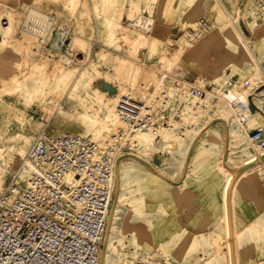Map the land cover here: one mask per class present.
I'll return each instance as SVG.
<instances>
[{"label": "rangeland", "instance_id": "obj_1", "mask_svg": "<svg viewBox=\"0 0 264 264\" xmlns=\"http://www.w3.org/2000/svg\"><path fill=\"white\" fill-rule=\"evenodd\" d=\"M224 2L230 14V17L225 15L226 21L232 24V28L242 37L244 43V40L247 41L248 48L241 45L246 54V63L231 59V46L227 44L221 33L208 43L199 42L197 33L200 31L198 29L194 31L192 24L182 26L179 19L171 21V15L166 12L162 0H0V21L6 19L9 22L7 30L0 26V36L2 39L7 37L12 40L11 48L0 50V138L4 133L7 136L25 134L28 127L35 123L37 128L33 142L42 131H46L51 136L59 129L65 134H77L76 127L65 129L54 121L55 110L59 103L73 112H82L86 105H97L99 100L115 108V104L123 95L130 93L141 98L148 96L150 93L147 85L150 81L155 85L154 88L159 85V92L157 91L153 97L160 98L159 93L164 91L167 98L164 106L161 104L162 98L159 102L155 101L154 120H158L168 128L170 122L176 118L174 110L178 107L176 102L181 98L178 93L179 88L172 80L161 85L154 70L168 73L178 80H188L199 86H217L216 84L222 83L221 87L216 88L220 93L230 79L237 80L239 84L229 89L236 93L251 94L256 107L264 110V91L260 92V89L264 88L252 93L263 78V73L256 66L254 57L259 59L264 69V0H224ZM193 5L191 10L196 11L193 21L205 19L209 24L206 32L212 30L215 24L213 17L208 12L197 9L198 3ZM30 8L39 10L44 15L55 14L58 19L56 26L62 30V35L58 32L52 35L51 41L44 49H39L37 42L22 29L26 21V12ZM144 12L154 17H151V20L156 19L150 36L122 26L124 16L134 19ZM108 21L115 22L111 32L107 30ZM94 39L98 43L95 49L92 48ZM65 40L66 42L63 43ZM76 53H83L86 59L88 58L87 62L63 61L64 57L69 58ZM121 53L127 58L120 56ZM212 58H215L219 67L216 80L211 78L207 68L204 69L211 64ZM92 60L96 64L90 62ZM140 63H145L147 67H143ZM58 65L76 71L90 65L88 69L92 73L91 92L87 93L88 98L83 100L80 98L84 91L74 98H69L68 87H65L58 93L59 97L56 99L49 75L56 71ZM33 67L37 68L33 70ZM12 75L20 79L21 85L17 86L8 80ZM29 76L33 77L31 82L41 77L43 84L40 88L30 90L22 87L24 79H29ZM245 82H251L249 83L251 86H243ZM205 99L210 104L214 102L223 104L222 101L211 97ZM223 105L229 111L227 105ZM14 108L25 111V121L21 127L10 117V110ZM214 116L207 115L205 118L210 120ZM233 116V112L229 111L230 119H234ZM190 123V120L183 122L182 127ZM116 126H108L109 132L102 133V136H105L104 140L123 129L122 126ZM258 126L248 133L256 130ZM222 135L224 136V133ZM261 137L264 140V130ZM90 141L98 143L100 140ZM155 142L156 148L149 156L148 164L143 165L148 168L150 174H158L159 178H154L153 181L140 186L135 183L130 184V196L136 201L128 202L126 205L129 226L145 218L147 226L151 223L155 227H162L164 230L161 233L162 237L158 236L156 239L158 242L172 233L187 228L189 236L196 244L189 249L184 257L185 260L178 257L182 260H180L182 264H203L210 258H214V264H228V262L229 264H264L261 261L262 258L264 259V167L260 177L255 175L247 177L238 183L236 194L232 191V214L235 212L237 218L236 223H232V232L229 231V236L224 237L222 198L218 196L224 182H219L217 178L226 174L208 170L206 165L201 163L190 172L187 186L175 189L172 182L182 180L183 172L167 173L164 168L173 158H177L176 153L166 146L161 137H157ZM9 145L13 148L7 145L6 140H0V146H4L5 150L4 166L0 175V191L9 182L12 173L15 172L19 176L18 170L28 152L22 158H18L14 152L18 140H12ZM250 150L254 158L259 157L254 144H250ZM123 152L133 151L130 146H125ZM263 152L264 149L259 151V153ZM247 166L241 160L231 161L229 165L230 169L236 172L234 178L245 171ZM160 172L168 174L172 182ZM138 205L142 206L138 210L143 214L146 211L151 213L141 215L134 212V207ZM251 220H254L252 225L248 223ZM241 228L247 230L240 234L238 231ZM131 233L132 228H128L121 235L122 239L130 238ZM218 234L221 238H218ZM179 239L181 241L182 238L178 237ZM227 241L234 248L230 256L227 254ZM102 248H104L103 241L100 253ZM167 249L170 250L167 258L183 251L180 243L165 250ZM123 250L126 254V264L139 260L132 258L131 253L134 251L132 247L127 246ZM252 256H255L258 263L252 260ZM228 257L235 262H230ZM165 258L166 256L158 258L159 264H165Z\"/></svg>", "mask_w": 264, "mask_h": 264}, {"label": "bare ground", "instance_id": "obj_2", "mask_svg": "<svg viewBox=\"0 0 264 264\" xmlns=\"http://www.w3.org/2000/svg\"><path fill=\"white\" fill-rule=\"evenodd\" d=\"M162 3L163 6L165 5L164 7L166 8V12L168 11L171 15V21L179 19L182 26L192 24L191 27L193 29L195 28L194 31L197 29L198 21H193L196 11L191 9H193V4L196 5L198 3L196 8L208 12V14L213 17L215 22L212 30L208 32H206L207 30H204L197 33L198 41L202 43H208L221 33L227 44L231 46V59L246 63V54L241 45L243 47L246 46L247 41L244 40V43L242 37L232 28V24L226 21L225 15L227 14L230 17V14L227 10L228 7L224 0H162ZM3 21L5 22L3 23ZM48 23L51 24L48 15H44L41 11L30 8L26 12V21L23 24L22 29L34 41L41 43L39 41V37H44V31L46 32ZM8 24L9 22L6 19H1L0 26L4 27L5 30H7ZM36 24L40 27L36 28ZM114 24V21L107 22L108 32L113 30ZM11 47L12 40L7 37L2 39L0 36V50ZM246 47L248 48V46ZM91 51L92 50H90V52ZM66 60L70 63L72 62L68 57H64L63 61ZM90 62L93 63L94 61L92 60ZM210 63L211 64L207 65L204 69L207 68L208 74L212 79L216 80L218 78L219 67L216 64L215 58H212ZM94 64H96V62H94ZM35 68L37 67H33V70ZM88 68H90V65L87 66V68H82L76 71L73 68H63L62 66L58 65L56 67V71L49 75L51 87L55 93L56 99L59 97L58 93L65 87H68L69 98H74L78 96V93L83 91L85 93L81 94L80 98L82 100L83 98H88L87 93L91 92L90 82L92 74ZM31 79H33V77L24 79L22 87L25 89L34 90L40 88V85L43 84L41 77H37L34 82H31ZM8 80L17 86L21 85L19 82L20 79L18 80V78L14 75L9 77ZM27 81L29 83H27ZM246 83L248 82H245L243 86H245ZM249 83L246 86L250 87L251 85H249ZM216 85L217 86L215 87H221L222 83ZM158 88L159 85H156L154 89L155 92L151 94L152 97L155 96L154 94L157 93ZM219 91L220 90H218V92ZM262 91H264V89H260V92ZM178 93L181 98L176 102L178 105L177 109L174 110L176 118L170 122L168 128L164 127L161 123H159L158 120H154L156 123L154 122L153 127L146 130H134L132 132L125 131L126 128L119 120L116 109L110 107L107 103L101 102L100 100L98 101L97 105H86L84 111L82 112L70 111L67 108H64L61 103L57 105L54 114V121L57 124L63 126L65 129H72L76 127L77 134L74 135L87 140H100L96 144L98 145L99 149H104L107 145L111 144L113 136H110L109 139L104 140L105 136H102V133L109 132V129H107L108 126H122L123 129L121 130L124 132V137L121 140V145L130 146L131 150L133 151H120L116 155L114 161L113 201L106 218V231L103 239L104 248H102L103 250H101L100 253V264H126V254L123 249L127 246L132 247L134 250L131 253L132 258H138L141 261L145 260L151 261L154 264H159L158 258L166 256L165 264H182L180 263L181 259L179 258L182 257V259L185 260L184 257L189 249L194 247L196 244V242L192 240L193 238L189 236V230L187 228H183L177 233H172L163 239V241L158 242L156 239L158 236H161V233L164 230L162 227H155L151 223L149 226H147L145 218L138 220L135 225L129 226L130 220L127 219L128 212L126 205L128 202L134 203V201H136V199H133L130 196V184L135 183L140 186L141 184L153 181L154 178H159L158 174H150L148 168L143 165L144 163L148 164V158L156 148L155 141L157 137H161L166 146L174 150L177 156V158H173L170 163L166 164V168H164L165 172H183L182 180L179 182H172V178H170L168 174L160 172L162 176L164 175L166 179H169V181L172 182V185L175 187V189L185 188L190 179V172L199 167L201 163H204L208 170L219 172L220 174L224 175L226 174L224 177L221 176L220 178H217L219 182H224L222 191L220 194H218V196L222 198L221 206L223 213L222 221L224 223V237L228 235L226 193L232 179V170L229 167L231 161L241 160L245 162L246 165H248L246 170L238 174L235 180L234 186L232 188L234 194L237 192L238 183H240L243 179L253 175L260 177L262 174L261 171L264 167V152L259 153V151L262 149L255 146L259 157L254 158V156H252L250 144L253 143L248 132L257 125H259L257 129H260L263 132L264 110L256 107L254 97L251 98V94L246 95L245 92L236 93L235 91L229 89V94L225 93L223 95L225 99H230L231 97L235 96L239 101L246 104L250 103L256 107L255 114L252 117H248L245 123L240 124L234 116V119H230L229 111L232 112V110L228 106L227 107L229 108V111L225 108L223 104L227 105V103L224 100L217 99L222 101L223 104L215 102L210 104L206 99L197 101L194 98H190L184 91L182 92L179 90ZM160 94L161 96L162 94L165 95V92L163 91ZM207 115L215 116L208 120L205 118ZM10 117L19 123L21 127L25 121V111L21 108H14L10 110ZM189 120L191 123L182 127L183 122H187ZM36 128L37 123L28 127L25 134L7 136L4 133L1 134L0 140H6L8 146H11L9 144H11L12 140H18V146L14 149V152L18 158H22L37 140L36 139L34 142L32 141ZM222 133H224V136ZM61 135L63 136L65 133H62V130L59 129L58 132L52 136ZM3 147L4 146H0V175L2 174V168L4 166L3 153H5V150ZM10 148L13 147L11 146ZM32 170L33 166L24 161L18 170L21 181H27ZM150 189H153V187H150ZM138 208H142V206L138 205L137 207H134V212L140 213L141 215L151 213L146 211L143 214V212H140ZM232 217V222L236 223L235 212H233ZM128 228H132L130 238L125 237L126 239H122L121 235L124 234ZM246 230L247 229L243 230L240 232V234ZM178 237L182 238L181 241L180 239L178 240ZM218 238H221L219 234ZM228 239H230V237ZM179 243L182 245L183 251L178 253V255L167 258V256L169 257L168 254L170 250L165 249ZM230 243H232V241ZM230 243L228 242L226 245L228 250L227 254L229 256L234 250L233 245ZM228 259L230 262L234 261L230 260L229 257ZM214 262V258H210L204 261L203 264H214Z\"/></svg>", "mask_w": 264, "mask_h": 264}, {"label": "built area", "instance_id": "obj_3", "mask_svg": "<svg viewBox=\"0 0 264 264\" xmlns=\"http://www.w3.org/2000/svg\"><path fill=\"white\" fill-rule=\"evenodd\" d=\"M151 17L146 12L134 19L125 17L122 26L150 36L156 22ZM48 18L51 24L48 23L44 37H39L41 43L36 41L39 49L47 47L56 32L62 35V30L56 26V15L50 13ZM208 26L205 19L197 23L198 31H204ZM39 27L36 24V28ZM92 46L93 49L98 46L95 39ZM119 55L127 58L124 53ZM69 59L83 63L88 60L83 53H76ZM254 59L263 73L259 86L252 92L257 93L259 88H264V69L259 59ZM140 64L147 67L145 63ZM154 71L159 83L165 85L172 80L188 97L224 100L240 124L255 113L254 105L243 103L235 96L230 99L223 96L229 94V88L239 84L237 80L230 79L220 93L215 86H199ZM147 88L148 96L141 98L129 93L115 104L125 131L153 127L155 101L162 98L161 104L167 103L163 94L159 93L160 98L156 99L151 96L155 92L152 81L148 82ZM249 135L254 146L264 149L260 129ZM123 137V130H119L111 144L99 149L95 142L74 134L51 136L46 131L40 133L25 158V162L33 166L27 181H21L14 172L0 191V264H99L106 218L113 201L114 161L116 155L125 150L121 145ZM131 264L154 263L137 260Z\"/></svg>", "mask_w": 264, "mask_h": 264}, {"label": "crops", "instance_id": "obj_4", "mask_svg": "<svg viewBox=\"0 0 264 264\" xmlns=\"http://www.w3.org/2000/svg\"><path fill=\"white\" fill-rule=\"evenodd\" d=\"M126 16H124L123 18H125ZM236 175V172L233 170L232 171V179L231 182L227 188V193H226V213H227V228H228V235H229V231L232 232V197H233V192H232V188L234 186L236 177L234 178V176ZM238 176V175H237ZM223 188V187H222ZM238 190V189H237ZM222 191V189H220V192ZM235 206H237V204H235ZM237 218V217H236ZM249 224H253L254 220H251L250 222H248ZM244 230V228H241L239 232H242ZM252 260L256 261V263H258V260L255 259V256H252ZM261 261L264 263V259L262 258Z\"/></svg>", "mask_w": 264, "mask_h": 264}]
</instances>
